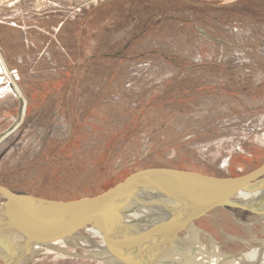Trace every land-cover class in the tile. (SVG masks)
Masks as SVG:
<instances>
[{
    "label": "rangeland",
    "instance_id": "obj_1",
    "mask_svg": "<svg viewBox=\"0 0 264 264\" xmlns=\"http://www.w3.org/2000/svg\"><path fill=\"white\" fill-rule=\"evenodd\" d=\"M143 1L0 0V27L11 28L0 137L14 127L0 139V186L62 200L135 166L228 178L264 162V11ZM254 199L236 200L255 213L219 208L194 223L167 263L260 264L264 204ZM56 249L27 264H118L69 242Z\"/></svg>",
    "mask_w": 264,
    "mask_h": 264
},
{
    "label": "water",
    "instance_id": "obj_2",
    "mask_svg": "<svg viewBox=\"0 0 264 264\" xmlns=\"http://www.w3.org/2000/svg\"><path fill=\"white\" fill-rule=\"evenodd\" d=\"M14 127L0 139L9 134ZM264 196V162L240 177L168 168L125 177L106 192L74 201L16 194L0 186V264H27L69 242L103 263L168 264L181 235L219 208L255 213L237 198Z\"/></svg>",
    "mask_w": 264,
    "mask_h": 264
},
{
    "label": "trees",
    "instance_id": "obj_3",
    "mask_svg": "<svg viewBox=\"0 0 264 264\" xmlns=\"http://www.w3.org/2000/svg\"><path fill=\"white\" fill-rule=\"evenodd\" d=\"M120 1H121V0H120ZM125 1L127 2V0H125ZM129 1H130V6H132V5L135 4L136 2H144L143 0H129ZM241 1H242V5L239 3L238 8H239V11H241L242 9H244V10H243V11H244L243 13H245V10H247L246 12H249V10L251 9V6H252V5H253V6H256L257 8H259V9H260L259 11H262V10L264 11V0H241ZM241 12H242V11H241ZM2 28H3V27H0V43L3 42V38H2V37L5 36L4 34L7 33V34L10 35V32H11V28H7L6 31H3ZM3 32H5V33H3ZM2 33H3V34H2ZM6 56H8L7 53H6L5 57H6ZM9 56H11V54H10ZM5 60H6V61H5L6 64H8L7 66L10 67L11 65H10V59H9V57H8L7 59L5 58ZM70 75H71V74H70ZM26 83H27V82H23V81H22V82L18 83V85H20V87L22 88V86L26 85ZM23 94H24V96H25V98H26L27 100H30V97H28V95H27V94H28L27 91L24 90ZM88 102H90V101H89L88 99H86V100H84L83 103H81V108H82L83 110L88 109ZM260 164H261V163L257 164L255 167H254V165H253V166H250V167L246 168V169H247L246 172H244V173H242V174H240V175H238V176H236V177H240V176H242V175H245L246 173H248V172L252 171L253 169H255L256 167H258ZM143 169H147V168H139V167L135 166V167L131 168L129 171H127L126 173H124V174L120 177V179L117 180L113 185H110V186H108V187L100 186L99 188H96L95 190H92L91 192H89V193H87V194H84V195H81V196L79 195V196L70 197V198H68V199L56 200V201L67 202V201L78 200V199L85 198V197L91 198V197L98 196V195H100V194L106 192L107 190L113 188L116 184L120 183V182L123 180V178L129 176V175L132 174V173H135V172H137V171L143 170ZM226 178H227V177H226ZM233 178H235V177H233Z\"/></svg>",
    "mask_w": 264,
    "mask_h": 264
},
{
    "label": "bare ground",
    "instance_id": "obj_4",
    "mask_svg": "<svg viewBox=\"0 0 264 264\" xmlns=\"http://www.w3.org/2000/svg\"><path fill=\"white\" fill-rule=\"evenodd\" d=\"M256 202L261 201L264 204V196L263 197H257V199H254ZM260 202V203H261ZM256 258L261 261L260 264H264V255H256ZM172 263V262H171Z\"/></svg>",
    "mask_w": 264,
    "mask_h": 264
},
{
    "label": "crops",
    "instance_id": "obj_5",
    "mask_svg": "<svg viewBox=\"0 0 264 264\" xmlns=\"http://www.w3.org/2000/svg\"><path fill=\"white\" fill-rule=\"evenodd\" d=\"M0 71H1V70H0ZM12 82H13V81H12ZM15 86H16V85H15ZM14 88H15V87H14V84H12L10 90L12 91Z\"/></svg>",
    "mask_w": 264,
    "mask_h": 264
}]
</instances>
